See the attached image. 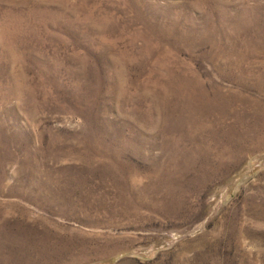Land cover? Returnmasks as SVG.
Returning <instances> with one entry per match:
<instances>
[{
    "label": "rangeland",
    "instance_id": "rangeland-1",
    "mask_svg": "<svg viewBox=\"0 0 264 264\" xmlns=\"http://www.w3.org/2000/svg\"><path fill=\"white\" fill-rule=\"evenodd\" d=\"M0 264H264V0H0Z\"/></svg>",
    "mask_w": 264,
    "mask_h": 264
}]
</instances>
